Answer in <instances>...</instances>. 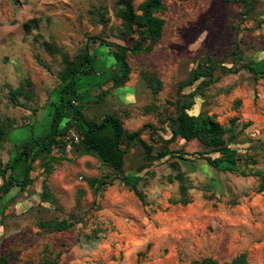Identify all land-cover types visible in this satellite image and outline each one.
<instances>
[{
	"label": "rangeland",
	"instance_id": "1",
	"mask_svg": "<svg viewBox=\"0 0 264 264\" xmlns=\"http://www.w3.org/2000/svg\"><path fill=\"white\" fill-rule=\"evenodd\" d=\"M141 1L133 0L135 7ZM163 4L162 37L151 52L128 56L124 85L113 83L119 72L111 48L89 43L98 72L77 82L82 112L96 122L106 115L119 118L127 131L152 125L154 131L146 128L141 135L151 143L170 135L177 97L193 92L182 100L194 102L191 114L206 112L228 129L229 146L242 159L237 170L209 166L197 154L203 147L183 140L168 145L178 153L144 168L142 147L134 142L122 179L96 157L84 163L79 145H66L54 151L63 159L47 176V197L37 159L34 183L0 198V264H189L231 255L233 244L245 252L246 264H264V192L258 191L264 172V76L246 68L264 71V0L246 16L238 0ZM121 31L116 0H0V118L11 123L0 142V163L11 162L22 143L48 131L51 103L63 87L62 54L77 61L93 37L130 45ZM45 42L62 54L48 52ZM236 43L239 51L232 54ZM206 56L239 70L216 71L218 81L208 86L189 84L190 72ZM20 87L28 96L15 105L10 93ZM154 148L155 154L158 144ZM181 155L189 161L178 159ZM94 178L95 190L88 185ZM126 182L136 183L143 203ZM62 220L70 224L64 231L40 227Z\"/></svg>",
	"mask_w": 264,
	"mask_h": 264
},
{
	"label": "trees",
	"instance_id": "2",
	"mask_svg": "<svg viewBox=\"0 0 264 264\" xmlns=\"http://www.w3.org/2000/svg\"><path fill=\"white\" fill-rule=\"evenodd\" d=\"M221 2H230L231 0H218ZM257 0H238L242 7L241 16H246L255 8ZM117 17L121 20V37L123 40H132L130 45L108 42L98 37L89 39L79 55L77 61L69 60L68 56L62 54L51 43L45 42L44 46L48 52L61 53L64 63V69L59 73V79L63 84L60 90L57 102L51 103L52 112L49 116V129L44 135L32 137L26 140L16 150L11 162L3 165L0 163V198L6 196L12 188L17 187L19 191H24L34 183L32 176L35 168V162L40 160L41 168L45 173L42 180V195L47 197L48 192L47 176L52 172L53 165L58 164L63 158L55 155V150L63 149L67 144L62 140L65 133L70 129H75L81 136V141L76 144L80 148L77 156L92 155L98 161L115 172L117 175L124 177L125 154L128 148L134 143L142 147L143 158L145 161L144 168L154 161L163 160L178 151H169L168 145L183 140L185 142H198L203 151L197 153L199 159L204 160L209 166L220 170L222 164L226 165L227 170H237L239 162L242 160L241 155L231 149L226 139L228 129L225 128L215 116L208 115L206 112H200L197 115L191 114L194 102L192 100L183 101L182 98H191L195 93L178 96L176 99V115L169 122L170 135L165 138L158 135L157 140L151 143L145 142L141 135L146 128L154 131L152 125H145L138 131H127L123 127V122L119 118L111 115L104 116L100 121L87 120L82 112V103L79 102V92L77 82L80 78L93 75L98 71L95 68V57L89 51V43L105 45L111 48V55L114 59L117 73L113 78L115 87H120L128 81L130 68L128 66V56L140 53L151 52L154 46L160 41L165 25L164 19L159 15L164 9L163 0H142L135 7L133 0H116ZM264 28V18L260 21ZM27 32L31 27L25 24ZM239 51V45L235 44L232 54ZM219 70H216L218 69ZM254 76H264V71H258L254 65L246 66ZM239 68L232 69L218 65L215 61L206 56L202 58L197 66L190 72L189 84L200 81L199 86H208L218 81L219 77L214 78L215 72L221 74H231L238 72ZM159 84V82L157 81ZM11 101L18 104L19 97H27V91L20 87L11 91ZM96 101V100H95ZM37 110H33L36 113ZM11 123H6L0 118V142L10 132ZM158 144L159 148L155 154L153 149ZM124 146V147H123ZM183 156H187L183 153ZM178 156V159L189 161L188 158ZM173 166L179 168L178 163ZM20 167V172L15 174L16 169ZM242 175L247 176L243 171ZM178 178L182 181V175ZM260 181L258 186L259 192H264V172L259 175ZM98 180H93L90 184L94 187ZM104 184V182H100ZM126 185L136 194L140 202H144V196L141 192L136 191V183ZM181 191H186L181 186ZM70 224L65 220L58 222H44L40 224L41 228L53 231H64L69 228ZM192 264H219L218 262L207 258L201 261H193ZM230 264H246L243 256H238Z\"/></svg>",
	"mask_w": 264,
	"mask_h": 264
},
{
	"label": "crops",
	"instance_id": "3",
	"mask_svg": "<svg viewBox=\"0 0 264 264\" xmlns=\"http://www.w3.org/2000/svg\"><path fill=\"white\" fill-rule=\"evenodd\" d=\"M68 151V150H67ZM80 157H82V160L84 161V163L85 162H87L89 159L88 158H90V157H92V158H94V156H92V155H81ZM48 179V178H47ZM93 180H97V178H94V179H89L88 180V185H89V187H91L90 186V184H91V182L93 181ZM91 188H93L94 190L95 189H97V188H95V185H94V187H91ZM126 189L130 192V193H132L133 195H134V197H136V194H135V192L133 191V190H131V188L129 187V186H126ZM137 198V197H136ZM137 200L139 201V199L137 198ZM140 202V201H139ZM140 203H142V202H140ZM237 245H231V251H232V254L231 255H226V256H224V257H210V256H207V257H202V258H200V259H190L189 260V264H192V262L193 261H201V260H203V259H207V258H210V259H212V260H214V261H216V262H218L219 264H230L235 258H237L238 256H243L246 260H247V256H246V254H245V252H240V251H238L237 250V247H236ZM223 258L225 259L224 261H223V263H221V261L223 260ZM246 260H245V262H246ZM220 261V262H219Z\"/></svg>",
	"mask_w": 264,
	"mask_h": 264
},
{
	"label": "built area",
	"instance_id": "4",
	"mask_svg": "<svg viewBox=\"0 0 264 264\" xmlns=\"http://www.w3.org/2000/svg\"><path fill=\"white\" fill-rule=\"evenodd\" d=\"M62 140L67 144L68 147L78 144L81 141L80 134L73 128H70Z\"/></svg>",
	"mask_w": 264,
	"mask_h": 264
}]
</instances>
